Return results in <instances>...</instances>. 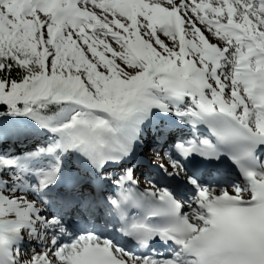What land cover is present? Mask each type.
Wrapping results in <instances>:
<instances>
[{"label": "snow or ice", "instance_id": "snow-or-ice-1", "mask_svg": "<svg viewBox=\"0 0 264 264\" xmlns=\"http://www.w3.org/2000/svg\"><path fill=\"white\" fill-rule=\"evenodd\" d=\"M0 264H264V0H0Z\"/></svg>", "mask_w": 264, "mask_h": 264}]
</instances>
